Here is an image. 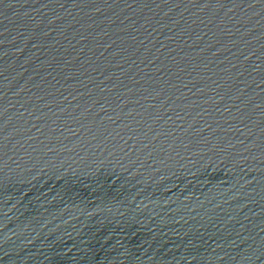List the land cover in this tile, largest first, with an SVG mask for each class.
<instances>
[{
	"label": "water",
	"instance_id": "obj_1",
	"mask_svg": "<svg viewBox=\"0 0 264 264\" xmlns=\"http://www.w3.org/2000/svg\"><path fill=\"white\" fill-rule=\"evenodd\" d=\"M0 264H264V0H0Z\"/></svg>",
	"mask_w": 264,
	"mask_h": 264
}]
</instances>
